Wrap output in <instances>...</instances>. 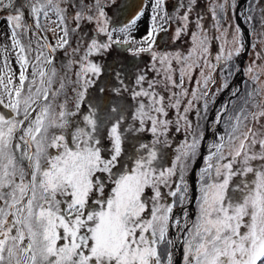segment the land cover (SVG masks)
Returning <instances> with one entry per match:
<instances>
[{
  "label": "snow or ice",
  "instance_id": "1",
  "mask_svg": "<svg viewBox=\"0 0 264 264\" xmlns=\"http://www.w3.org/2000/svg\"><path fill=\"white\" fill-rule=\"evenodd\" d=\"M106 3L0 0L9 29L0 45V264H177L176 249L179 264H264V7L245 69L257 87L231 91L236 99L216 110L193 187L204 125L229 88L211 91L213 74L234 75L245 48L240 26L219 21L229 0L213 4L220 35L198 22L186 54L156 49L166 31L158 18L172 19L165 0H153L139 39L143 10L117 24ZM117 50L132 63H109ZM142 54L151 58L143 69ZM173 127L184 133L175 147Z\"/></svg>",
  "mask_w": 264,
  "mask_h": 264
},
{
  "label": "rangeland",
  "instance_id": "2",
  "mask_svg": "<svg viewBox=\"0 0 264 264\" xmlns=\"http://www.w3.org/2000/svg\"><path fill=\"white\" fill-rule=\"evenodd\" d=\"M251 2L253 4H256V0H251ZM214 3L217 5L223 4L225 3V0H195L194 3H190V0H165V9L168 15L172 16V19L168 22L167 26L164 28L166 29V31H161L157 36V41H156L157 51L172 52V53L179 51L186 54L192 47V41H191L192 33L199 31V29L197 28L198 22L203 29L208 31V34L210 36L212 37L219 36L220 32L213 27L214 24L216 23L212 15V8ZM235 3L237 4V0H235ZM245 3H246V10H245L246 16L251 15L253 17L251 22H249L246 18H244L246 24L245 26L248 27L250 31L251 28L254 27L256 32L259 33L261 30V16H262L260 8L264 7V0H260V2L256 6L255 12L248 11L249 0H246ZM142 4H143V0H107L105 11L107 15L115 23L117 24L126 23L137 14V12L141 9ZM181 5H183V7H181ZM230 5H231V0H229V4L226 5L224 11H220L218 8L216 9L219 21L224 28H228L230 23L233 25V27L237 25L235 21L236 7L232 8ZM185 12L189 13L188 22H182L181 20L177 19L178 16L182 17ZM7 14L8 13L5 11H0L1 18H6ZM54 18L55 17H53V19ZM185 23H187V30L183 31L178 38L174 39L177 28L178 27L183 28ZM91 28H92L91 25H87L84 30L88 32L91 30ZM256 39H259V37L251 35L249 53L243 64V75H242L243 80L240 83V88H236L240 90L241 94H244L246 91L250 90L251 88L257 87V85L253 84L250 80H248V77L245 75L246 67L255 59V52L253 51L251 45ZM220 43H221L220 41H215V40L211 43L210 47L213 56L219 50ZM261 47H264V45H258L257 51ZM118 52L119 50H117V52H114L112 56L108 58L109 63H112L113 61H120L122 63H128V64L132 63L133 58L131 56H128L127 53L118 54ZM237 58L238 56L234 57L233 60L235 62L234 67H236L237 64ZM150 59L151 58L148 54H142L141 57L135 61V63L138 64L139 68L143 69L150 64ZM257 63L258 64L264 63V61L258 60ZM151 75H155V74L152 73ZM194 75L198 77L199 72L197 71ZM213 75L216 79V84L213 85L211 88V91L213 92L216 91V88H218L221 83L227 82L228 84H230L233 76L231 75L230 77H228L226 72L221 74L219 71L215 72ZM261 80H264V75L261 76ZM187 86L190 89L196 87L194 82ZM223 92L217 96L215 103L217 102L220 96H222V98L219 99L217 105L215 104V106L214 105L211 106V111L213 109V106H214V110H217L222 104H224V101L227 98V94L222 95ZM234 99L236 98L232 97L231 100ZM257 99H259V97ZM211 111L209 112V115L211 114ZM229 111L230 112L234 111L231 104H229ZM214 113L215 112H213L212 114L214 115ZM174 115H175L174 112L170 113V118H174ZM209 115H208V119H209ZM190 118L195 119L194 114H190ZM206 124L204 125L205 127ZM220 130L222 131V128ZM142 135L144 137V142H147L148 140L151 139L150 134L145 133ZM170 139L173 143V147H175L176 144H179L184 139V133L183 132L176 133L173 127L171 131ZM212 139L213 137L212 135H210L209 143L211 142ZM130 143H132V141H130ZM169 155H171V150H169Z\"/></svg>",
  "mask_w": 264,
  "mask_h": 264
},
{
  "label": "water",
  "instance_id": "3",
  "mask_svg": "<svg viewBox=\"0 0 264 264\" xmlns=\"http://www.w3.org/2000/svg\"><path fill=\"white\" fill-rule=\"evenodd\" d=\"M246 0H237V6H236V10H235V21L236 24L240 26L241 30H242V37L245 41V48L244 51L238 56L237 58V64L234 70V75L232 76V80L229 84V88L224 90L222 95L227 94V98L224 101V104L232 99V96L230 95L231 91L235 90L236 88H240V83L243 80V64L248 56L249 53V49H250V41H251V34H250V29L248 27L245 26L244 24V18H246V14H245V10H246ZM235 86V87H234ZM222 96L219 97V99H221ZM219 99L217 100V102L215 103L217 105V103L219 102ZM214 104V106H215ZM214 106L213 109L211 111V114L209 115V119H208V123L206 124V129H208V131L205 133V139L202 142V146L200 149V153L201 156L199 159L196 160L194 166H193V172H192V181H193V187H195V173L196 170H198L203 162V155L206 154L207 152V145L209 143V132L211 130V121L213 120L212 118V113L215 111L214 110ZM220 130V129H219ZM221 131V130H220ZM181 258V250L177 249V254H176V259H177V264H179Z\"/></svg>",
  "mask_w": 264,
  "mask_h": 264
},
{
  "label": "trees",
  "instance_id": "4",
  "mask_svg": "<svg viewBox=\"0 0 264 264\" xmlns=\"http://www.w3.org/2000/svg\"><path fill=\"white\" fill-rule=\"evenodd\" d=\"M152 2H153V0H143L142 7L138 11V12H140L141 10H143V15L137 21L136 26H135V31L133 33V35L137 39L142 37L148 30L150 17H151V14H152ZM169 21L170 20H160L158 18L157 22H158V24H162L163 28H165ZM244 24H245V22H244ZM8 32H9V29H8V26H7V23H6V19L0 17V45L8 43V40H7ZM234 65H235V62L233 61L232 62V72L235 69ZM226 74H227L228 77H230L227 72H226Z\"/></svg>",
  "mask_w": 264,
  "mask_h": 264
},
{
  "label": "bare ground",
  "instance_id": "5",
  "mask_svg": "<svg viewBox=\"0 0 264 264\" xmlns=\"http://www.w3.org/2000/svg\"><path fill=\"white\" fill-rule=\"evenodd\" d=\"M234 87H235V86H234ZM214 112H215L214 115L212 114V118H213V119L215 118L216 110H215ZM210 135H211V130H210V132H209L208 138L210 137ZM175 251H176V254H177V249H176ZM176 262H177V259H176Z\"/></svg>",
  "mask_w": 264,
  "mask_h": 264
}]
</instances>
